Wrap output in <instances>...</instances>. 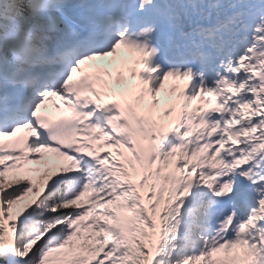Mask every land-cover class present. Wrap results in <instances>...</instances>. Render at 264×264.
I'll use <instances>...</instances> for the list:
<instances>
[{
    "label": "snow or ice",
    "instance_id": "1",
    "mask_svg": "<svg viewBox=\"0 0 264 264\" xmlns=\"http://www.w3.org/2000/svg\"><path fill=\"white\" fill-rule=\"evenodd\" d=\"M0 264H264V0H0Z\"/></svg>",
    "mask_w": 264,
    "mask_h": 264
}]
</instances>
